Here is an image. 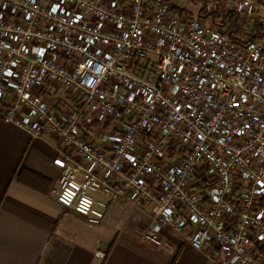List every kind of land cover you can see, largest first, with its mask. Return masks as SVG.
<instances>
[{"label":"built area","instance_id":"2783aa9c","mask_svg":"<svg viewBox=\"0 0 264 264\" xmlns=\"http://www.w3.org/2000/svg\"><path fill=\"white\" fill-rule=\"evenodd\" d=\"M190 2L198 17L173 0H0V120L55 135L58 202L89 223L152 205L149 245L170 227L218 264H264V3Z\"/></svg>","mask_w":264,"mask_h":264},{"label":"crops","instance_id":"0c3cea01","mask_svg":"<svg viewBox=\"0 0 264 264\" xmlns=\"http://www.w3.org/2000/svg\"><path fill=\"white\" fill-rule=\"evenodd\" d=\"M173 3L198 17L190 0ZM45 98L51 107L58 104L54 96ZM60 150L53 133L35 138L0 120V264H218L213 249L196 250L170 227L163 247L146 243L144 233L157 223L152 205L121 202L99 225L63 207L54 166Z\"/></svg>","mask_w":264,"mask_h":264}]
</instances>
